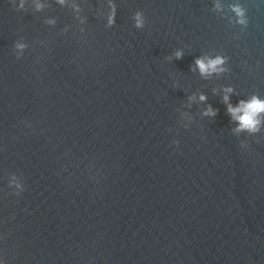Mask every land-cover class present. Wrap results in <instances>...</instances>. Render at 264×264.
I'll return each mask as SVG.
<instances>
[{"label":"water","instance_id":"obj_1","mask_svg":"<svg viewBox=\"0 0 264 264\" xmlns=\"http://www.w3.org/2000/svg\"><path fill=\"white\" fill-rule=\"evenodd\" d=\"M79 2L83 33L71 4L17 12L0 0V232L11 264H264V133L243 151L213 94L232 85L233 103L264 97V5L240 0L251 20L240 29L213 0H117L109 29L108 0ZM17 39L29 44L19 61ZM215 54L231 58L230 74L192 71ZM201 92L215 120L207 105L188 107ZM13 172L27 184L19 197Z\"/></svg>","mask_w":264,"mask_h":264},{"label":"clouds","instance_id":"obj_2","mask_svg":"<svg viewBox=\"0 0 264 264\" xmlns=\"http://www.w3.org/2000/svg\"><path fill=\"white\" fill-rule=\"evenodd\" d=\"M10 3L17 12H27L30 5H34L37 12H42L49 3V0H10ZM54 3L62 8L68 7L71 4L75 19L79 24L80 32L86 31L88 18L82 15L83 10L79 0H54ZM259 4L264 5V0H259ZM118 7L117 0H108V12L104 17V21L106 27L109 29L116 26ZM213 11L220 18L229 20L231 24L238 26L240 29H247L251 23L249 10L244 7L240 0H234L230 4L227 10L229 15L225 14L224 0H213ZM132 20L137 30L145 29L147 17L143 11H137L133 15ZM45 23L50 27H55L58 21L53 17L46 19ZM71 30V25H65L62 34H67ZM28 50L29 44L27 42L19 39L14 42L13 55L16 60H22ZM183 58V50L176 51L174 59L179 61L183 60ZM230 65L231 58L227 55H201L195 58L192 71L198 72L204 80H210L230 74ZM221 93L223 94L221 102L226 106L227 115L231 118V123L234 125L232 133L237 137H245L240 142V148L245 152H249L252 150L249 138L258 137L264 133V97L253 93L233 103V96H239L240 94L237 88L232 85L220 86L213 89V94L220 95ZM193 103L207 105L202 112L203 117L207 119L215 120L219 115V110L208 103V96L203 92L189 97L188 107ZM186 115L189 114L186 113ZM169 131L171 132L172 129H169ZM256 142L259 143V139ZM173 143L177 148L180 146V140L178 139L174 140ZM5 179L7 181V188L12 195L19 197L27 191V184L22 175L13 172L9 173ZM4 239L5 236L0 232V264H11L6 250L2 247Z\"/></svg>","mask_w":264,"mask_h":264}]
</instances>
